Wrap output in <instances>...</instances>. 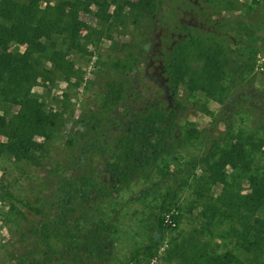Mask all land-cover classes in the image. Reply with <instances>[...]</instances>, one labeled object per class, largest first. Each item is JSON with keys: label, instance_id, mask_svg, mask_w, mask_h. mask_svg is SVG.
Listing matches in <instances>:
<instances>
[{"label": "trees", "instance_id": "trees-1", "mask_svg": "<svg viewBox=\"0 0 264 264\" xmlns=\"http://www.w3.org/2000/svg\"><path fill=\"white\" fill-rule=\"evenodd\" d=\"M116 1L114 15L119 21L130 18L139 27L141 40L163 33L160 40L155 39L161 49L148 56L171 99L160 100L156 94L141 99L140 89L109 79L101 100L103 117L121 101L125 115L106 122L114 124L113 128L100 125L98 137L92 140L88 135L92 131L97 135V129L92 117L82 115L77 120L78 133L68 135L67 144L79 143L82 152H98L100 164L118 184L117 190L137 176H149L152 170L162 179L180 172L160 198L154 219L158 233L178 227L182 216L179 195L187 183L186 175L199 165L204 167L207 177L203 179L222 188L216 195H205L197 188L200 183L196 184L198 196L190 208L191 213L198 207L191 219L193 227L186 235L171 239L165 258L170 264H257L264 256V172L252 170L250 163L264 144V72L259 74L253 65L264 51V0H253L242 12L239 0H172L165 13L164 0ZM94 4L107 12L106 2L100 0H0V155L37 161V153L45 147L38 136L48 138L59 126L60 113L47 111L32 90L40 78L48 77L46 61L62 73L71 70L65 55L82 48L81 31L87 22L81 12H90ZM120 42L124 47L111 57L110 65L123 73L136 72L141 58L135 49L141 45ZM12 43L26 44V48L12 52ZM163 88L160 85L158 92ZM181 90L201 92L218 101L221 109L215 120L222 121L225 129L205 139L199 158L185 160L179 171H173L161 165L165 156L203 133L182 124ZM247 121L249 126H237ZM227 166L244 173L240 179L248 185L246 192L233 188ZM54 170L64 176L58 179L57 191L66 204L88 198L87 185L97 189L93 180L97 166L91 173L78 172L75 178L66 177V168ZM49 211L37 210L42 214L37 228H20L18 244L23 253L17 264H44L38 261L43 244L47 253L56 255L57 264H82L85 254L88 258L104 256L107 244L112 243L110 220L100 217L83 231L56 228L53 225L58 222ZM31 236L34 239L25 243ZM216 239L229 240L233 246L219 251ZM162 241V235H152L148 242H140L127 252L123 264H148Z\"/></svg>", "mask_w": 264, "mask_h": 264}, {"label": "rangeland", "instance_id": "rangeland-1", "mask_svg": "<svg viewBox=\"0 0 264 264\" xmlns=\"http://www.w3.org/2000/svg\"><path fill=\"white\" fill-rule=\"evenodd\" d=\"M102 1L107 4V12L95 4L92 5L90 12H81V17L87 22V28L81 31L82 48L71 49L65 55L66 65H70L71 70L62 73L59 67L46 61L48 77L40 78L38 84L33 87V94L43 101L45 109L61 115L59 126L50 137L38 136L37 139L43 141L45 147L37 153V161L16 159L7 153L0 155V264L18 263L19 256L23 253L18 244L21 230L37 228L42 218V214L37 210L42 209L51 210L49 212L58 222L53 225L56 228L67 226L83 231L92 227L100 217L110 220L112 243L107 244L106 253L103 257L91 255L90 258L85 254L82 264H123L127 252L142 241L148 242L152 235L155 237L162 235L163 241L158 248V254L148 264H170L165 257L171 247V239L186 235L193 227L191 219L197 213L198 207H194L191 213L190 208L193 205L192 200L198 196L194 191L196 184L200 183L197 188H201L205 195H216L222 188L221 185L207 183L203 179L207 177L206 169L197 166L186 175L187 183L180 191L182 216L178 227L158 233L154 227V219L159 210L160 198L167 186L179 178L180 172L174 173L168 179H162L155 170H152L149 176H137L117 190L118 184H114L110 174L100 164L98 152H82L79 143L74 146L67 144V136L78 133L77 120L82 115L92 117L93 125L97 129V135L95 131L88 135L91 140L98 137L100 125L104 123V127L110 125L113 128L114 124L106 122L125 115L121 101L119 105L111 107L103 117L101 100L109 79L114 78L118 82L140 89L141 99L154 98L155 94L159 95L160 100L171 99L170 92L165 89L164 79L158 75V71L154 73V67L150 66L151 56H148L161 49L155 39L158 37L160 40L163 33H156L155 37H145L141 40L139 27L132 24L130 18L119 21L114 15L118 1L100 0ZM239 1L243 3L240 10L242 12L253 0ZM172 5V0H166V5L164 0L162 11L164 13L165 10L169 11ZM232 12L234 11H225L228 14ZM106 13L110 14L108 20L105 18ZM122 40L136 41L141 48H145L135 49L141 58L136 72L123 73L110 65L111 57L121 52L124 47L121 46ZM25 48L26 44L12 43L10 50L24 51ZM253 65L259 74L264 72V51L259 52ZM162 84L164 88L158 92ZM180 94L185 106V119L182 124L198 128L203 133L199 139L178 144L171 154L165 156L166 161L163 160L161 165H167L173 171H179L185 160L199 158L205 150V139L225 129L222 121L215 120L221 109L218 101L201 92L189 93L181 90ZM2 108L3 104L0 103V112L3 111ZM249 124V121L238 122L237 126ZM111 134L112 132L106 134V137H110ZM96 166L98 171L93 180L97 184V189L93 190L91 185L85 186L90 193H87L88 198L71 200L70 204H66L65 199L61 200L57 191L60 187L58 179L64 176L59 175V171L54 169L66 168L68 171L66 177L75 178L78 172L91 173ZM250 166L252 170L264 172V144L253 154ZM227 171L233 188L246 192L248 185L244 179H240V176L244 175L241 169L227 166ZM99 187H103V190H99ZM32 239L34 236L28 237L25 243ZM38 241L34 240L33 243ZM215 243L218 244L219 251L233 246L229 240L216 239ZM46 250L47 246L43 244L39 250L38 261L44 264H57L56 255L47 253ZM245 256L242 251V257ZM257 264H264V256Z\"/></svg>", "mask_w": 264, "mask_h": 264}]
</instances>
